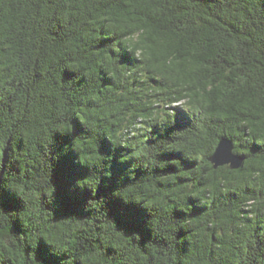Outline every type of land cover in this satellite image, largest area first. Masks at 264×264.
<instances>
[{
  "label": "trees",
  "instance_id": "1",
  "mask_svg": "<svg viewBox=\"0 0 264 264\" xmlns=\"http://www.w3.org/2000/svg\"><path fill=\"white\" fill-rule=\"evenodd\" d=\"M0 264H264V0H0Z\"/></svg>",
  "mask_w": 264,
  "mask_h": 264
},
{
  "label": "water",
  "instance_id": "2",
  "mask_svg": "<svg viewBox=\"0 0 264 264\" xmlns=\"http://www.w3.org/2000/svg\"><path fill=\"white\" fill-rule=\"evenodd\" d=\"M215 167L228 164L231 168H239L243 158L233 153V143L228 138H221L215 152L209 158Z\"/></svg>",
  "mask_w": 264,
  "mask_h": 264
}]
</instances>
